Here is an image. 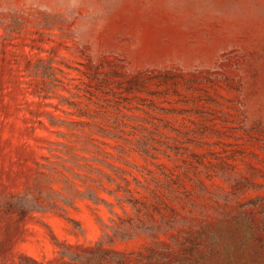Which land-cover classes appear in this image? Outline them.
<instances>
[{"label": "rangeland", "instance_id": "1", "mask_svg": "<svg viewBox=\"0 0 264 264\" xmlns=\"http://www.w3.org/2000/svg\"><path fill=\"white\" fill-rule=\"evenodd\" d=\"M0 264H264V0H0Z\"/></svg>", "mask_w": 264, "mask_h": 264}, {"label": "trees", "instance_id": "2", "mask_svg": "<svg viewBox=\"0 0 264 264\" xmlns=\"http://www.w3.org/2000/svg\"><path fill=\"white\" fill-rule=\"evenodd\" d=\"M112 167V166H111ZM75 177L80 179V184H76L69 177L63 178L61 181L63 183L62 190H57L51 187L49 191L43 188V186L38 185L35 191L29 190L15 196L11 202L10 207L15 209L20 215H26L33 211L48 210L53 207H63L64 205H72L75 198L86 197L94 202H103L109 207V211L116 215V211L113 208L114 204L112 201L106 199L102 192H106L120 201L121 198L116 194L108 190L103 179L94 180L92 176L74 174ZM105 179L112 181L110 174L106 173ZM88 181H95L96 185L90 184ZM58 201L62 203H58ZM130 202V200L126 199ZM111 223L103 222L104 230L101 235L100 240L106 242H113L115 239L129 238L136 235L138 232L143 230L140 223L137 220L131 221V219H121L115 220L110 218Z\"/></svg>", "mask_w": 264, "mask_h": 264}]
</instances>
